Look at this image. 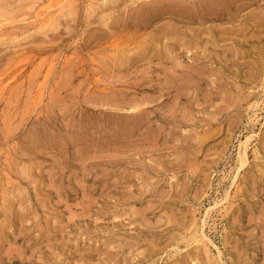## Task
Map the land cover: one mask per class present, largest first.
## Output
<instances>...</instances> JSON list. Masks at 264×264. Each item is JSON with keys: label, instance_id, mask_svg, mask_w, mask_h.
Wrapping results in <instances>:
<instances>
[{"label": "rangeland", "instance_id": "rangeland-1", "mask_svg": "<svg viewBox=\"0 0 264 264\" xmlns=\"http://www.w3.org/2000/svg\"><path fill=\"white\" fill-rule=\"evenodd\" d=\"M51 2L0 0V264H264V0Z\"/></svg>", "mask_w": 264, "mask_h": 264}, {"label": "bare ground", "instance_id": "bare-ground-1", "mask_svg": "<svg viewBox=\"0 0 264 264\" xmlns=\"http://www.w3.org/2000/svg\"><path fill=\"white\" fill-rule=\"evenodd\" d=\"M62 1H64V0H55V2H51V3H49L47 6H46V9L47 10H49V9H52V11H53V9H54V7L55 6H60V4L62 3ZM62 7V6H61ZM56 11V10H55ZM47 18V17H46ZM49 18V17H48ZM50 19V18H49ZM246 141H248V140H246ZM245 144H247V143H245ZM244 146V145H243ZM245 148H246V145H245ZM239 150V149H238ZM240 151V150H239ZM244 151V152H243ZM242 153H243V155L245 154V149L244 150H242ZM242 153H240V154H242ZM245 156V155H244ZM238 157H241L240 155H238ZM246 157V156H245ZM240 159V158H239ZM242 159V158H241ZM242 160H244V159H242ZM247 160V159H246ZM237 162V161H236ZM241 164H244L243 163V161H241ZM238 166H240V164L238 165ZM241 168V167H240Z\"/></svg>", "mask_w": 264, "mask_h": 264}]
</instances>
